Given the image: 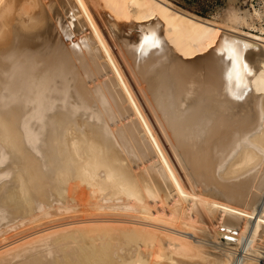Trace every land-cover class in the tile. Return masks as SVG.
I'll list each match as a JSON object with an SVG mask.
<instances>
[{"label":"bare ground","instance_id":"bare-ground-1","mask_svg":"<svg viewBox=\"0 0 264 264\" xmlns=\"http://www.w3.org/2000/svg\"><path fill=\"white\" fill-rule=\"evenodd\" d=\"M257 16L0 0V264H264Z\"/></svg>","mask_w":264,"mask_h":264},{"label":"rangeland","instance_id":"rangeland-1","mask_svg":"<svg viewBox=\"0 0 264 264\" xmlns=\"http://www.w3.org/2000/svg\"><path fill=\"white\" fill-rule=\"evenodd\" d=\"M175 7L190 12L199 17L210 21H218L217 16L229 4L238 8L240 11L255 9L258 16L254 18L249 27L235 26L234 28L252 33L264 38V0H167ZM221 243H228L223 237H218Z\"/></svg>","mask_w":264,"mask_h":264},{"label":"snow or ice","instance_id":"snow-or-ice-1","mask_svg":"<svg viewBox=\"0 0 264 264\" xmlns=\"http://www.w3.org/2000/svg\"><path fill=\"white\" fill-rule=\"evenodd\" d=\"M143 43L146 46H155V39H154V37L146 36V37L143 38ZM228 54L234 55V56H238L239 55V53L236 52L234 49H229L228 50Z\"/></svg>","mask_w":264,"mask_h":264}]
</instances>
